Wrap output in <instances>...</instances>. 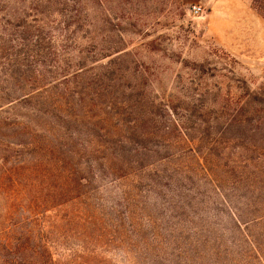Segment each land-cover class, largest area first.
<instances>
[{
    "label": "rangeland",
    "instance_id": "obj_1",
    "mask_svg": "<svg viewBox=\"0 0 264 264\" xmlns=\"http://www.w3.org/2000/svg\"><path fill=\"white\" fill-rule=\"evenodd\" d=\"M253 1L0 0V120L91 142L108 264H264Z\"/></svg>",
    "mask_w": 264,
    "mask_h": 264
},
{
    "label": "trees",
    "instance_id": "obj_2",
    "mask_svg": "<svg viewBox=\"0 0 264 264\" xmlns=\"http://www.w3.org/2000/svg\"><path fill=\"white\" fill-rule=\"evenodd\" d=\"M253 5L264 18V0ZM30 122L0 120V264H108L115 233L87 189L91 142Z\"/></svg>",
    "mask_w": 264,
    "mask_h": 264
},
{
    "label": "built area",
    "instance_id": "obj_3",
    "mask_svg": "<svg viewBox=\"0 0 264 264\" xmlns=\"http://www.w3.org/2000/svg\"><path fill=\"white\" fill-rule=\"evenodd\" d=\"M191 12L193 13V15L199 16L202 14L203 8L199 5H194V6H191Z\"/></svg>",
    "mask_w": 264,
    "mask_h": 264
},
{
    "label": "crops",
    "instance_id": "obj_4",
    "mask_svg": "<svg viewBox=\"0 0 264 264\" xmlns=\"http://www.w3.org/2000/svg\"><path fill=\"white\" fill-rule=\"evenodd\" d=\"M253 14H254V12H253ZM253 16H255V14ZM256 18H258V17H256Z\"/></svg>",
    "mask_w": 264,
    "mask_h": 264
}]
</instances>
